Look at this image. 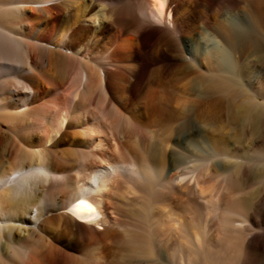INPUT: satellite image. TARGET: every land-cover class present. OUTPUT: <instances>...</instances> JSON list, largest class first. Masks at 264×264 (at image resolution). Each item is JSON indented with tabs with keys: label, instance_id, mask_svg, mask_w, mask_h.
<instances>
[{
	"label": "bare ground",
	"instance_id": "bare-ground-1",
	"mask_svg": "<svg viewBox=\"0 0 264 264\" xmlns=\"http://www.w3.org/2000/svg\"><path fill=\"white\" fill-rule=\"evenodd\" d=\"M0 264H264V0H0Z\"/></svg>",
	"mask_w": 264,
	"mask_h": 264
}]
</instances>
